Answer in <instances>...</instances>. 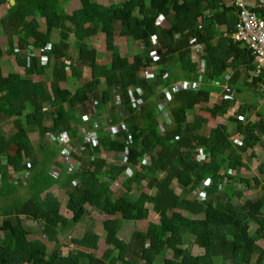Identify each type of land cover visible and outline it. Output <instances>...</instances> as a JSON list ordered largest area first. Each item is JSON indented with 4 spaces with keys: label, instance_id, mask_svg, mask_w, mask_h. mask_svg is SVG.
Listing matches in <instances>:
<instances>
[{
    "label": "trees",
    "instance_id": "1",
    "mask_svg": "<svg viewBox=\"0 0 264 264\" xmlns=\"http://www.w3.org/2000/svg\"><path fill=\"white\" fill-rule=\"evenodd\" d=\"M13 1L0 18V58L4 46L10 53L17 50L13 57L23 74L5 75L0 67V126H12L0 129V264H215L216 258L220 264H264V247L259 245L264 243V178L260 179L264 177V157L257 166L259 177L235 175L246 168L244 153L264 149V104L257 100L264 97V82L260 75H252L255 64L250 51L232 39L239 10L232 0L108 4L78 0L89 5L86 20L84 9L77 14L63 10L67 0ZM246 2L249 10L264 16L262 0ZM0 4L8 2L0 0ZM160 17L167 20L168 28L157 25ZM27 18H40L46 30L25 27ZM53 31L59 37L52 43ZM99 33L105 39L103 63L98 62L99 53L90 44ZM117 36L141 44V53L131 63L114 51ZM193 45L202 46L198 57H207L203 58L206 75L200 90L177 91L169 99L162 93L156 98L155 85L170 93L176 82L197 79L200 62L191 60ZM46 47L49 57L43 64L33 53ZM71 48L76 57L69 53ZM159 48L164 53L154 60L150 53H160ZM157 66L158 72L141 76L143 70ZM74 84L78 85L72 89ZM224 85L230 88L226 95L230 98L205 110L212 118H226V123L215 125L206 134L208 120L195 114L196 107L203 108L211 92L222 91ZM137 87L141 105H135L130 95ZM245 91L251 92L248 98L228 116L237 96ZM89 97L98 101L94 115L86 119L77 113H84ZM113 97L118 101L106 113L104 108ZM161 99H165L164 116L157 109ZM251 113L257 116V123L250 121ZM38 115L42 122L33 143L29 129ZM119 123L124 128L111 137V128ZM81 129L95 133L97 146H86L80 156L73 155L79 167L68 172L53 138L65 132L77 145ZM234 136L239 137L237 142ZM10 141L16 148L13 154ZM93 153L109 154L117 161L106 169L107 158L93 157ZM50 167L58 173L51 174ZM130 168L133 171L127 174ZM116 181L123 189L119 194L110 188ZM234 183L259 189L260 196L241 202L243 193L233 188ZM54 186L67 197L72 223L83 219L87 207L111 217L102 221L107 249L101 257L93 252L96 234L88 232L73 240L79 248L62 255L58 250L48 251L46 243L32 238L33 231L24 226V219L34 221L47 242H57L64 218L59 200L50 192ZM147 204L158 208L160 222L148 223L144 235L134 231L128 242L120 240L122 222L146 220ZM184 234L192 238L200 254L188 250Z\"/></svg>",
    "mask_w": 264,
    "mask_h": 264
},
{
    "label": "rangeland",
    "instance_id": "2",
    "mask_svg": "<svg viewBox=\"0 0 264 264\" xmlns=\"http://www.w3.org/2000/svg\"><path fill=\"white\" fill-rule=\"evenodd\" d=\"M54 1L61 2V0H53V2ZM95 1H97L101 4H108L110 2H115V3L122 2L123 0H95ZM262 1L264 2V0H262ZM62 7H63V10L67 14H77L81 9L86 10L87 13L83 15L84 20H86V18L89 16V5H88V3H81L78 0H67L63 4ZM6 8H7L6 5H0V18L6 12L5 11ZM156 23H157V25H159L160 27H163V28H165V27L168 28V26H169L167 20L164 18H158ZM24 26L28 27L32 30H35V31L44 32L46 30L45 24L43 23V21L40 18H27L24 20ZM58 37H59L58 32L53 31L51 34L52 43L58 41ZM69 40H70V42H72L73 41L72 37H70ZM90 44L99 53L98 62L103 63L105 61V57H104L105 39H104V37L99 33L95 37H93V39L90 41ZM191 47H192V51L190 53L191 60L199 61L200 63H203L206 65V62L203 58L206 59L207 57H203V56L198 57V53H195V50H197V49H199L201 51L202 46L201 45H193ZM5 48H6L5 46H4V48H2L4 51V55H3V57L0 58V67L3 69L4 74L6 75V74H9L12 72H15L18 74H23V70L17 66L15 59L13 57V56L18 55V51L16 50L14 53H10L9 51H6ZM141 49H142L141 44H139V43H133L127 39L118 38V36L116 37L115 50L114 51L117 54H119L120 58L126 59L127 60V61H125L126 63L127 62L131 63L133 56L137 53H141ZM80 52H81L80 54H83V51H80ZM69 53L71 55H73V53L76 54L75 48L74 49L71 48ZM151 55L154 56L155 53H151ZM73 56H75V55H73ZM121 63H124V61H121ZM159 68L160 67H158V66L152 67V68L150 67V68L146 69L145 71L143 70L142 75L147 76V75H150L152 73L158 72ZM85 75H86L85 77L87 78V75H88L87 70H85ZM229 76H230V73L228 74V77ZM250 76L253 77L251 74H250ZM250 76H249V81L251 79ZM224 78L226 79L227 76ZM34 79L39 80V77L36 76ZM217 83H219V82H217ZM77 85L78 84H74L72 89H75L77 87ZM224 86L226 87L227 85H224ZM101 88L105 89V85L103 83H102ZM153 88H154L153 90H154L155 94L157 95L156 98H158L159 95L162 94V92L165 94L166 99L170 98L167 96V93L169 95H170V93L169 92L166 93L165 89H161L159 86H156V85ZM222 92L223 91L218 92L217 95H216V93L215 94L211 93L209 95V102L206 105H204L203 108L200 106L196 107L195 114L198 116H202L208 120V125L206 128V134L215 125H217L219 123H222V124L226 123V118H212L209 115V113L205 110V107H212L213 105L218 104L221 101V99L223 98V97H220V95H222ZM250 93L251 92L245 91L241 95H238L237 96L238 100L236 101L234 108L229 109V111L227 112V115L232 116V114L234 113V111H236L238 106L241 105V100L243 98H248V94H250ZM233 94H235V93H233ZM114 99H115V97H113L110 100V103H108V105L104 108L106 113H107L109 107L113 103H115ZM96 101H98V100H95V102ZM259 104H264V99H261V101H259ZM260 106L261 105H258L257 108H260ZM89 109H90V107L85 106L84 113L80 112V114L79 113H77V114L82 115L84 118H87V116L89 114ZM157 109L160 112H162V114H163L162 116L165 115V110H164L163 104L160 106V109L158 107H157ZM105 111L103 113H105ZM250 121H253V123H257L256 122L257 116L255 114L251 113ZM41 122H42L41 115H38L36 117L35 124L33 125V127L31 129H29V137L33 143H36V141H37V132L36 131H37V128L40 127ZM186 127L188 130L191 129L190 122H187ZM10 128H12L11 125H8V126L1 125L0 126V129H3V131L4 130L6 131ZM256 133H258V132L255 131V134ZM234 140L237 142V140H239V137L234 136ZM9 145H10L9 152L11 154H13L15 152V149H16L15 145L11 141H10ZM57 152H58V158L62 162L63 158H62L59 150ZM107 156L108 155L104 156V158H107ZM263 157H264V149L261 147H256L254 150H248L242 156V162L246 165V168L240 169L237 172V174L235 173V175H239L240 177H244V178H248V179H252L253 177H259V174L257 172V166ZM116 161H117V159L115 157H113L112 155L108 156L107 164H106L105 168L109 169L110 167H112L116 163ZM50 168H52V167H50ZM132 171L133 170L130 168L127 171V174H130V172H132ZM57 173H58V171H56L55 168H52L51 174L54 175ZM233 174H234V171H230V175H233ZM94 176L99 177V175L96 173H94ZM263 178L264 177H260L261 180ZM120 183L121 182L116 181L113 185H111L110 188H111V191L114 192V194H119L123 190L122 187L120 186ZM232 186L234 189H240L242 191L243 196L240 199L241 202L251 201L253 199H256L258 196H260V190L259 189L248 190L244 186L239 185L237 183L232 184ZM134 191H135V187H132V192H134ZM175 191H176V193L180 192L177 187L175 188ZM50 192L54 196H56L57 199L59 200V202L61 204L60 213L63 215V218H64L63 222L60 224V226L58 228V240H57V242H54V243L47 242L46 237L40 232L41 231L40 226L34 221L24 219V226L27 229L33 231L32 238L39 239V240L45 242L47 245L48 251L58 250L62 255H67L71 250L79 248L72 241L81 239L86 233L89 232L92 234H96L98 236L97 249L94 250L93 252L95 253L96 256L101 257L103 252L107 249V245L104 242V232H103V227H102V221H104L105 219H109L111 217H107V216L97 214L95 211H93L92 209L87 207V214L83 217V219L77 224L72 223L71 222V213L66 209L67 197L64 194L63 190H61L57 186H54L50 189ZM144 192L146 194H151V191L148 188H145ZM18 193L24 194V192H22V191H18ZM2 205H3V203L0 200V206H2ZM147 207L149 209V214H148V218L146 220L138 221V222H128V221L122 222V226L118 232V238L120 240H122L123 242H128L130 240L131 234L134 231H137L140 235H144L148 223H150V222L159 223L160 222L158 208L154 207L152 205H149V204H147ZM251 229H253V227ZM183 243L193 255H197V254H200L202 252L198 247H196L194 245L192 238L188 234L183 235ZM259 245H261V247H264L263 242H259ZM166 257L170 258L169 252L166 253ZM214 261H215L214 262L215 264L221 263L219 258L218 259L216 258ZM131 264H133V263H131Z\"/></svg>",
    "mask_w": 264,
    "mask_h": 264
},
{
    "label": "built area",
    "instance_id": "3",
    "mask_svg": "<svg viewBox=\"0 0 264 264\" xmlns=\"http://www.w3.org/2000/svg\"><path fill=\"white\" fill-rule=\"evenodd\" d=\"M234 4L237 11V22L235 25V33L232 35V39L235 43H239L242 46H245L249 51L253 58V64H255V72H253V76L260 75L264 82V16H258L254 12L248 9V3L246 0H232L231 2ZM162 18V17H160ZM194 43V40H191V44ZM195 48V47H194ZM49 47H46L44 50L33 53L34 56H38L43 64L48 61L49 54H47V50ZM160 53L157 50H153L151 53H155L154 56L151 57L154 60H158L161 58V53H164L163 49H159ZM200 51L199 49L195 50V53ZM200 72L195 81H180L176 82L171 86L170 95L167 93V96L170 97L172 93L181 90H193L197 91L200 89L203 79L206 75V67L205 64L200 63ZM262 91H264V85L262 86ZM141 93L140 89H135L130 92L131 97L135 100V105H141V99L138 98V95ZM163 93V92H162ZM229 96L224 95V99H228ZM230 98V97H229ZM262 98H258V103ZM160 101V100H159ZM94 104L95 101L89 98L85 106L90 107L89 114L87 118H90L94 115ZM165 104V99H161L158 103V108L160 109L161 105ZM121 105V104H120ZM234 108V107H233ZM120 110H123V106H120ZM235 112V111H234ZM234 114H232L233 116ZM86 118V119H87ZM96 126H93V130ZM119 128H124L123 123H119L118 126H114L111 128V137H114ZM77 145L71 143V139L65 132L60 133L58 136L53 138V141L58 145V150L62 156V164L66 168L68 172H72L79 167V162L72 158V156H80L81 151L86 149V146L89 148H94L97 146V138L94 132H90L88 130L81 129V133L76 138ZM75 145V146H74ZM93 157H101L100 153H93ZM57 171V170H56Z\"/></svg>",
    "mask_w": 264,
    "mask_h": 264
},
{
    "label": "crops",
    "instance_id": "4",
    "mask_svg": "<svg viewBox=\"0 0 264 264\" xmlns=\"http://www.w3.org/2000/svg\"><path fill=\"white\" fill-rule=\"evenodd\" d=\"M7 2H8V4H0V5H6L7 6V8L9 7V6H11V5H13L12 3H11V0H7ZM13 3H14V1H13ZM7 8H6V10H7ZM5 10V11H6ZM5 14V13H4ZM3 16V15H2ZM1 16V17H2ZM165 28H167V27H165ZM160 49V48H159ZM158 51V50H157ZM150 56H151V54H150ZM141 76H143V75H141ZM66 85H63V87H65ZM172 86V85H171ZM171 86H170V88H169V91H171ZM135 89H139L138 87L137 88H135ZM134 90V89H133ZM217 93V92H216ZM141 93L138 95V98H141ZM89 98H91V99H93V97H89ZM88 98V99H89ZM118 98H116L115 97V99L114 100H116L115 102H117L118 100H117ZM86 103H87V101H86ZM109 155V154H108ZM103 156H106L105 154H103ZM107 158H108V156H107Z\"/></svg>",
    "mask_w": 264,
    "mask_h": 264
},
{
    "label": "clouds",
    "instance_id": "5",
    "mask_svg": "<svg viewBox=\"0 0 264 264\" xmlns=\"http://www.w3.org/2000/svg\"><path fill=\"white\" fill-rule=\"evenodd\" d=\"M153 39H154V42H156L155 38H153ZM150 54H151V53H150ZM46 63H47V62H46ZM46 63H45V64H46ZM194 81H195V80H194ZM203 83H204V80H203ZM203 83H202V85H203ZM202 85H201V87H202ZM201 87H200V88H201ZM227 88H228V86H226V87L223 86V87H222V91H223V92H222V95H220V97H223L224 95H230V94H224V92L227 91V90H226ZM199 90H200V89H199ZM187 91H193V90H187ZM197 91H198V90H197ZM194 92H196V91H194ZM211 93H214V94H215L216 92H211ZM217 94H218V93H216V95H217ZM223 99H224V98H223ZM101 157L104 158L103 155H101Z\"/></svg>",
    "mask_w": 264,
    "mask_h": 264
},
{
    "label": "water",
    "instance_id": "6",
    "mask_svg": "<svg viewBox=\"0 0 264 264\" xmlns=\"http://www.w3.org/2000/svg\"><path fill=\"white\" fill-rule=\"evenodd\" d=\"M11 3L13 4V0H11ZM226 90L227 91H225L224 94H229L230 93V88L228 87Z\"/></svg>",
    "mask_w": 264,
    "mask_h": 264
}]
</instances>
